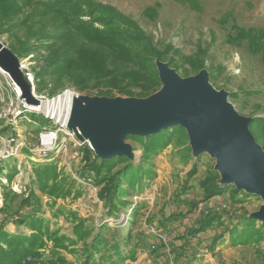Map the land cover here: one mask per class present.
Listing matches in <instances>:
<instances>
[{
    "label": "rangeland",
    "instance_id": "obj_1",
    "mask_svg": "<svg viewBox=\"0 0 264 264\" xmlns=\"http://www.w3.org/2000/svg\"><path fill=\"white\" fill-rule=\"evenodd\" d=\"M93 1L111 5L133 17L144 31L152 36L159 48L165 49L166 44H171L178 50L170 51L167 60H155L161 86L142 99L164 90L158 67V63L162 62L168 64L183 81L205 72L207 81L217 91L226 95L228 102L234 106L239 115L253 120L255 117H264L262 51H252L247 40L240 44L228 40V35L237 34L238 27L254 28L258 32H264V0ZM196 2L199 3V8L196 7ZM157 4H160L158 16L155 20H151L144 13L145 9L155 7ZM0 40L10 47L6 34L0 35ZM200 48L206 51L203 56L205 67L195 71L190 58H198L201 55ZM32 56L20 57L24 72L33 85L34 94L40 99V104L51 103L50 108L48 105H46L48 108L45 106L40 110L31 108L22 98L20 89V96L15 91L16 86L10 76L0 70V164L4 166L3 174L7 172V169L14 167L18 170L9 183V187L17 194L12 199L10 213L17 209L22 200L30 196L29 193L33 190L41 201V212L50 219L52 231L58 230L62 234L76 238L73 235L74 225L83 219L92 230L90 237L86 240L89 243L103 224L107 223L111 230L104 232L110 243L120 239V233L126 236L130 231L134 239L136 236L144 235L143 241L147 245L138 248L134 260L129 258L125 263L177 264L174 259L175 254L171 251L172 247L182 244L180 235L185 229L198 226V222L207 213L209 207L211 210H217L221 219L192 239L191 243L187 242L188 246L180 260L181 264H185L188 260H192V264H264V226L260 225L263 223L260 216L264 211V196L250 187L239 189L234 184L238 190L234 198L229 192L222 196L206 197L203 183L209 182L210 176L218 173L220 183L223 184L224 168L219 165L218 156L211 150L206 149L196 154L185 127V135H173L171 142L152 156L150 167L153 173L151 177L145 178L143 190L127 198L130 202L127 207L122 206L114 212L109 211L108 200L100 196L103 183H95L93 179L92 186H88L81 182L84 180L81 172L84 171L86 164L85 153L82 150L83 144L87 142L92 153L98 156L88 140H81L70 128L67 130L70 134L59 131L58 136L62 138L61 141L68 137L63 142L66 147L57 145L46 156L43 146L40 145L41 135L59 128L65 129V124L68 123V110L64 101L61 103L65 93L73 92L90 98L141 97L124 95L109 97L96 93L87 95L79 93L69 84L56 91H52L50 87L39 92L37 90L39 79L36 75L37 61ZM171 58L174 59L173 66L169 64ZM51 111L53 114L57 112V115L52 116L55 118L51 119L47 126L40 125L38 117L43 115L50 120ZM250 131L256 143L264 151L262 142L251 127ZM125 143L130 145L132 157L124 156L138 163L143 152L142 145L138 140L128 137ZM50 163H56L59 168L65 170L68 177L72 176L77 180L80 194L72 193L67 197H59L56 203L52 204L53 200L43 194L35 183L33 171L38 164ZM3 174H0V179L8 185ZM186 186L188 190L183 193ZM4 199V190L0 186V208L3 206ZM193 201L197 205L191 208ZM28 211L30 206H25L17 214L22 215ZM14 212L16 214V211ZM134 212H138V219L134 220L136 223L133 225L129 218ZM179 212L181 215L178 214ZM71 213L76 214L78 219L74 221ZM249 217L258 221L256 227L263 235L262 240L257 242L252 239L247 241L233 239L231 233L235 234V227L241 229L246 218ZM6 230L10 233L30 232L26 226H17L14 221L6 223ZM221 234L224 235L220 237L221 239L213 249L210 248L215 236H221ZM43 239L46 245L39 249L42 253L39 260L45 263L41 264H51V260L58 262L61 257H64L68 264H96L95 261H88L83 241L78 240L75 244L66 241L68 248H64L55 247L53 241L47 236ZM158 239H162L166 246H161L157 252L153 253L150 250L153 249V242H160ZM120 244L125 252L127 243L121 240ZM112 253L113 250L103 248L100 253H95L94 257L97 261L100 255Z\"/></svg>",
    "mask_w": 264,
    "mask_h": 264
},
{
    "label": "trees",
    "instance_id": "obj_2",
    "mask_svg": "<svg viewBox=\"0 0 264 264\" xmlns=\"http://www.w3.org/2000/svg\"><path fill=\"white\" fill-rule=\"evenodd\" d=\"M195 5L199 8L198 2ZM159 7L160 4L147 7L144 13L151 20H155ZM5 34L10 48L19 57L33 55L37 61L39 92L50 87L52 91H56L69 84L79 93L87 95L96 93L109 97L116 95L147 97L161 86L155 60H167L170 51H178L171 44H166L165 49L159 48L152 36L147 34L133 17L111 5L93 0H0V35ZM263 39L264 32H258L254 28L238 27L236 35H228L231 42L240 44L247 40L252 51H262L264 62ZM203 51L200 48L201 55L198 58H190L195 71L205 67L203 56L206 51ZM173 61V58L169 60L170 66L174 65ZM38 118L40 125L47 126L50 122L43 115ZM250 127L264 147V117H255ZM177 134L185 135V128L176 125L149 136L129 135L128 138L138 140L143 148L138 163L124 155L109 159L99 158L92 153L86 142L82 147L86 159L85 169L81 172L82 177L90 176L95 183H103L100 196L108 200L110 212L122 206L127 207L130 203L127 198L142 191L145 178L152 176L153 171L150 167L152 156L167 146L172 136ZM3 167L0 164V174H3ZM33 171L35 183L43 194L53 200L52 204L56 203L59 197H67L72 193L80 194L77 180L72 176L68 177L65 170L59 168L56 163L38 164ZM17 172L14 167L7 169L3 174L8 185L0 179V186L5 194L3 206L0 208V264L45 263L39 260L42 256L39 249L46 245L44 236L52 240L55 247L68 248L66 241L71 244L78 240L83 241L88 261H95L96 264H130L125 261L129 258L134 260L138 248L147 245L143 241L144 235L136 236V240L130 231L126 236L120 233V239L110 243L105 236V232L111 230L107 223L103 224L92 241L87 243L86 240L92 230L83 219L74 225L73 235L76 238L62 234L58 230L52 231L50 219L41 212V201L33 190L30 191V196L24 198L19 207L10 213L12 199L17 194L9 187V183ZM203 187L206 190V197L222 196L229 192L234 198L238 193L234 184H221L218 173L212 174L209 182L203 183ZM184 190L183 193H186L187 186ZM196 205L197 203L193 201L191 208ZM25 206H30V211L18 215L17 213ZM207 210L198 226L189 227L180 235L182 244L172 247L171 251L175 254L177 264H181L180 260L186 253L188 243L221 219L217 210H211L209 207ZM41 214L43 216H40ZM178 214L181 215V212ZM13 215L15 216L12 217ZM70 215L74 217V221L78 219L76 214ZM129 219L134 225L136 223L134 220L138 219V212L130 215ZM10 221H14L17 226H26L30 232L10 233L6 230V223ZM257 223L258 221L253 218H246L241 229L235 227V234L231 233L232 238L259 242L263 235L256 227ZM260 225L264 226V222ZM223 235L215 236L209 247L213 249ZM121 240L127 243L125 252L122 250ZM158 240L159 243L153 242V249L150 250L153 253L161 246H166L162 239ZM103 248L111 249L113 253L100 255L96 261L94 254L100 253ZM192 263V260L185 262ZM51 264L68 262L61 257L58 262L51 260Z\"/></svg>",
    "mask_w": 264,
    "mask_h": 264
},
{
    "label": "water",
    "instance_id": "obj_3",
    "mask_svg": "<svg viewBox=\"0 0 264 264\" xmlns=\"http://www.w3.org/2000/svg\"><path fill=\"white\" fill-rule=\"evenodd\" d=\"M164 90L146 99L90 98L77 94L74 114L68 123L77 136L89 141L104 159L132 157L125 139L149 136L176 125L187 128L198 155L209 149L224 168L222 182L239 189L250 187L264 196V151L250 131L253 119L237 113L222 92L208 81L205 72L183 81L168 64L159 62ZM20 57L0 40V69L20 89L28 105H40ZM260 219L264 222V211Z\"/></svg>",
    "mask_w": 264,
    "mask_h": 264
},
{
    "label": "built area",
    "instance_id": "obj_4",
    "mask_svg": "<svg viewBox=\"0 0 264 264\" xmlns=\"http://www.w3.org/2000/svg\"><path fill=\"white\" fill-rule=\"evenodd\" d=\"M15 91L19 95L20 91H19V88L17 86L15 87ZM52 116H54V114H51V116H49V118H50L49 121H51V119H54L55 118V117H52ZM66 124H65V129H60L59 128L56 131L44 133V134L41 135V137H40L41 138L40 139V145L43 146V150L45 151L44 154L46 156H48L49 155V152L52 150V148L55 147V146H57V145L62 146L63 148L66 147V145L63 144V142H64L65 139L67 140L68 137H65V139L63 141H61L62 138H60L58 136L59 131H63V133H65V134H70L67 131L69 129L68 123H66ZM44 146H46V147H44ZM81 182L83 184H85V185L92 186V183H94V180H93L92 177L89 176V177L84 178V180H81Z\"/></svg>",
    "mask_w": 264,
    "mask_h": 264
},
{
    "label": "bare ground",
    "instance_id": "obj_5",
    "mask_svg": "<svg viewBox=\"0 0 264 264\" xmlns=\"http://www.w3.org/2000/svg\"><path fill=\"white\" fill-rule=\"evenodd\" d=\"M1 70V69H0ZM3 73H4V71L3 70H1ZM6 74V73H5ZM8 75V74H7ZM76 100H77V94H75V93H73V92H67V93H65V98H64V100H62V102L61 103H63V101H64V103H65V107L67 108V110H68V114H69V116H68V114H67V117H68V123H70V120H71V118H72V116H73V114H74V110H75V105H76ZM56 102V101H55ZM46 105H48V104H46L45 102H43L42 104H40V105H30L31 106V108H33V109H37V110H40L41 108H44ZM50 105H51V103H49V108H50ZM48 106H46L47 108H48ZM51 114H53V111H51ZM55 114V113H54ZM55 115H57V112H56V114Z\"/></svg>",
    "mask_w": 264,
    "mask_h": 264
}]
</instances>
